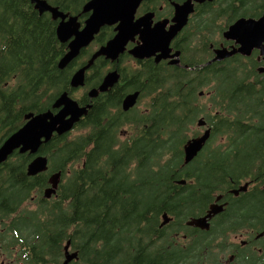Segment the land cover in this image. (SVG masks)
<instances>
[{
    "label": "trees",
    "instance_id": "16d2710c",
    "mask_svg": "<svg viewBox=\"0 0 264 264\" xmlns=\"http://www.w3.org/2000/svg\"><path fill=\"white\" fill-rule=\"evenodd\" d=\"M55 27L51 18L21 0H0V131L4 137L25 122L27 111L48 109L61 90L72 89L70 73L77 61L64 69L58 67L65 46ZM107 37L106 30L100 32L97 44ZM178 45L189 52L185 60L194 64L192 40L187 46ZM89 52L90 48L83 49L81 57ZM217 63L209 64L201 77L196 69L149 61L141 67L130 66L124 75L132 74L135 80L118 83L94 97L88 114L75 125L79 130L75 135L54 134L41 145L40 152L49 157L48 170H62L64 179L56 198L43 199L37 208L27 210L26 264H62L68 238L87 264H116V252L140 249V231L159 213L183 204L184 217L196 214L218 189L260 166L263 114L258 109L249 120L243 60L230 57ZM106 65L107 60L98 58L87 82L97 84ZM214 66H219L216 74ZM205 86L214 90L210 108L199 100ZM131 88L141 89L147 111L122 108V97ZM201 115L212 127L198 162L201 188L177 196L160 190L169 186L161 181L173 170L170 163H176L162 157L181 153V145L192 136L189 130ZM127 123H131V135L124 139L121 130ZM142 139L150 143H139ZM18 154L22 159L7 169L22 170L32 155ZM199 179V173L193 177L194 189ZM26 190L28 197L32 190L28 179Z\"/></svg>",
    "mask_w": 264,
    "mask_h": 264
},
{
    "label": "flooded vegetation",
    "instance_id": "af4514ba",
    "mask_svg": "<svg viewBox=\"0 0 264 264\" xmlns=\"http://www.w3.org/2000/svg\"><path fill=\"white\" fill-rule=\"evenodd\" d=\"M21 1L26 7L37 11L39 15L45 14L51 18L56 24V31L61 17L54 18L50 10L41 13L35 6L36 3L32 0ZM47 1L63 12L68 13L66 19L70 15H77L82 25L85 19L91 14V10L84 11V5L89 0ZM126 1L131 2L134 0ZM186 2L192 3L193 9L189 13L187 24L171 42V46L173 47L172 52L176 49H181L180 63L171 62L173 56L162 58L159 61H156L155 55L145 58L135 57L128 49L138 43L139 35L137 34L135 39H131L128 42L127 49L120 54L118 59L111 60L104 55L96 58V60L98 58L107 60V65L103 73L105 74L108 70L114 68L120 71V78L112 86L114 87L118 83L133 82L136 77L132 74L124 75V71L129 70L130 66L141 67L143 63L149 61L161 66L170 65L173 67L180 66L188 69H196L198 70V76L201 77L204 73L208 72L207 66L209 64L218 65L217 62L220 60L209 62L214 57L216 48L220 46H226L228 48L240 46V42L237 41L236 37L227 38L224 35V31L231 24L240 18L253 19L255 21L260 20V22L249 23L247 40L249 44L252 41V44L250 45L251 47L248 53L237 51L224 59L241 57L243 60L241 75L244 76L247 85L245 107L250 114L249 120L254 118L252 114L259 109L263 114L261 118L263 124L261 123L260 126L264 128V0H140L136 8L135 18L148 12H153L152 25L161 19H169L166 26L168 28L175 15L177 4ZM116 25L117 23L104 25L99 33L106 30L108 37L100 44H97L96 38L99 33L96 34L95 39L87 47L83 48H90V52L82 58V49L81 53L66 66L68 67L74 61H77L70 73V79L73 72L87 62L92 52L116 33ZM69 40L61 41L59 39L60 44L65 46L63 47L65 51L68 49ZM190 40L196 43L191 48V54L195 55V59H192V61H195L194 64L185 60V54L189 55V52L178 45L184 43L187 46ZM96 60L86 71V76L90 73ZM213 69H215L212 71L213 74H216L219 66H214ZM102 78L97 84L91 85L87 82L86 77V83L84 85L72 87L70 84L72 89L63 90H68L72 97L84 105L91 100L88 95L89 88L98 85ZM136 89L140 90L138 100L135 105L126 111H147L148 108L145 106V101L141 99L140 88L127 90L122 97L121 106L125 95ZM205 92L214 94V90H204ZM212 105L213 102L212 104H207V107L210 108ZM54 110H58V108H54ZM134 120L136 121V118ZM2 126L0 124V128ZM74 129L75 127L64 134H56L70 136ZM202 129H200V132ZM130 135L131 123H127L121 130V136L125 139ZM193 135H195L194 132ZM7 136L4 137V133L0 131V145ZM141 141L150 143V140L144 139L138 142L140 143ZM185 142L181 145L180 154L164 155L162 157L164 161L169 159L176 161L175 164L170 163L169 166L173 170L161 181L169 186L160 189L174 196L198 191L202 185V172H200L202 167L198 162L201 159L200 152L203 149L191 161L185 162ZM18 153L21 152L19 149H16L6 160L0 163V264H26L28 246L26 244L24 220L27 215V210L37 208L43 199L50 200L58 196V191L57 194L54 193L50 197L44 196L45 188L51 185L49 176L56 170L41 171L43 172L42 175L39 172L37 176H30L27 173L28 163L36 154L41 153L40 149L36 154H32L29 151L24 152L26 155H32L22 165V170L7 169L12 163H18L19 159H22V156ZM257 159L260 161V166L254 168L253 173L230 180L227 186L218 189L210 202L204 208L201 207L196 214H189L188 217H184L182 214L183 204L173 205L172 211L165 209L162 213H159L158 217L150 222L147 229L145 228L140 231L143 235L138 237L140 242H143L139 246L140 249L116 252L115 255L118 257V260L115 263L264 264V141L263 151ZM198 173L200 179L196 184L199 185L194 189L192 186L193 177L198 175ZM27 179L32 184L31 195L28 197L24 195L27 191ZM63 179L64 177L62 176L60 183ZM151 181L153 183V179ZM212 204H215V212H212L206 219L202 218L200 224L189 223L193 217H204L207 215ZM164 213H167V221H164ZM69 239L71 240L69 249H78L74 247L71 238L64 241L62 264L65 259V244ZM74 261H79V264H87L81 261V257L79 259H73L69 263Z\"/></svg>",
    "mask_w": 264,
    "mask_h": 264
},
{
    "label": "water",
    "instance_id": "95a60500",
    "mask_svg": "<svg viewBox=\"0 0 264 264\" xmlns=\"http://www.w3.org/2000/svg\"><path fill=\"white\" fill-rule=\"evenodd\" d=\"M35 6L42 13L50 10L54 18L61 17L56 28V35L61 41H67L68 49L58 59V67H66L74 58H76L84 47H87L99 33L100 29L107 24L117 23L116 33L105 43L94 50L87 62L78 67L72 74L70 84L72 87H79L86 83V71L91 67L97 57L104 55L111 60L118 59L121 53L127 49V44L131 39L139 35L136 45L129 48L128 51L138 58L156 56V61L162 58L173 56L171 62L180 63L181 49L172 52L171 42L178 32L187 24L189 13L193 9V4L186 2L177 4V9L172 22L166 28L169 19H161L152 25L153 12H148L138 18H135L136 8L140 0L128 2L126 0H89L84 5V11L91 10V14L85 19L84 24L78 19L77 15H70L63 12L58 7L51 5L47 0H32ZM260 22L253 19L240 18L231 24L225 31L227 38L236 37L240 46L228 48L220 46L216 48L214 57L209 62L222 60L225 57L240 51L248 53L252 41L248 42L249 23ZM120 71L117 68L108 70L101 82L88 90V95L92 100L100 92L109 90L120 78ZM204 90H200L202 95ZM140 90L136 89L125 95L122 103L123 109L127 110L138 100ZM82 105L72 97L68 90H63L53 101L52 106L41 111L30 110L25 113V122L16 130L10 133L0 145V163L6 160L16 149L21 153L29 151L36 154L41 145L49 141L55 133L64 134L71 130L75 123L79 121L89 111L92 101ZM58 108V110H54ZM199 126L207 125L204 116L197 119ZM212 128L207 126L200 134L191 136L184 144L185 162L191 161L206 145L211 136ZM49 167V157L47 154L39 153L31 159L27 166V173L35 175ZM62 170H56L49 176L51 185L44 190V196L50 197L57 194L59 183L62 178ZM183 182V180H181ZM215 204L204 217H193L189 223L200 224L202 218H207L212 212H215ZM167 221V213H164ZM71 240L65 244V259L63 264H68L73 259L79 258L78 250H70Z\"/></svg>",
    "mask_w": 264,
    "mask_h": 264
},
{
    "label": "rangeland",
    "instance_id": "374dc122",
    "mask_svg": "<svg viewBox=\"0 0 264 264\" xmlns=\"http://www.w3.org/2000/svg\"><path fill=\"white\" fill-rule=\"evenodd\" d=\"M192 44H196V43L194 41H192ZM204 89L206 91H209L208 89H211V88H210V86H205ZM210 94L206 93V92L203 95L199 94V100L201 101V103L212 104V102H210V100H209ZM202 128H203L202 126H198L197 119H196L195 123L191 126V129L189 130V134L192 135L195 130H197V132L199 133L200 129H202ZM78 131H79L78 129L73 130L71 133V136L75 135ZM26 206L29 207L28 205H26Z\"/></svg>",
    "mask_w": 264,
    "mask_h": 264
},
{
    "label": "bare ground",
    "instance_id": "6f19581e",
    "mask_svg": "<svg viewBox=\"0 0 264 264\" xmlns=\"http://www.w3.org/2000/svg\"><path fill=\"white\" fill-rule=\"evenodd\" d=\"M199 126V125H198ZM57 135V134H56Z\"/></svg>",
    "mask_w": 264,
    "mask_h": 264
}]
</instances>
